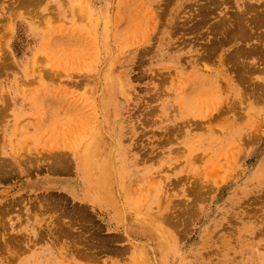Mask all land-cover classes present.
Returning <instances> with one entry per match:
<instances>
[{
  "label": "rangeland",
  "instance_id": "1",
  "mask_svg": "<svg viewBox=\"0 0 264 264\" xmlns=\"http://www.w3.org/2000/svg\"><path fill=\"white\" fill-rule=\"evenodd\" d=\"M36 1L0 0V264H264V0Z\"/></svg>",
  "mask_w": 264,
  "mask_h": 264
},
{
  "label": "crops",
  "instance_id": "2",
  "mask_svg": "<svg viewBox=\"0 0 264 264\" xmlns=\"http://www.w3.org/2000/svg\"><path fill=\"white\" fill-rule=\"evenodd\" d=\"M51 173L44 174L38 178L33 179L30 182H26L25 183L26 192L28 194H38V195L48 194V193L61 194V195L69 196L72 200H74L75 203L80 202L81 204H83L85 202L84 199L86 198L85 190H87V187H85L86 185L83 184L85 180L82 174H80L79 172L78 173L67 172L66 175H58L56 172L54 174ZM59 248H60L59 246H54V245L47 246L46 249H44V251L41 252V257H40L41 261L45 264L47 263L53 264L55 262L58 263L61 258L58 255ZM87 253H89L90 256L89 258L91 259L92 258L91 252H87ZM68 259L70 260L71 256H69Z\"/></svg>",
  "mask_w": 264,
  "mask_h": 264
},
{
  "label": "bare ground",
  "instance_id": "3",
  "mask_svg": "<svg viewBox=\"0 0 264 264\" xmlns=\"http://www.w3.org/2000/svg\"><path fill=\"white\" fill-rule=\"evenodd\" d=\"M40 1H41V0H39V2H40ZM85 1H87V0H85ZM30 2H31V1H30ZM75 2H76V1H75ZM77 2H78V1H77ZM31 3H32V2H31ZM37 3H38V0L35 2V4H37ZM73 3H74V2H73ZM248 3H249L248 5H251L249 1H248ZM32 4H34V3H32ZM80 4H81V3H80ZM82 4H83V3H82ZM82 4H81V5H82ZM129 4H130V2H129ZM131 4H132V2H131ZM139 4H141V3H139ZM139 4H138V6H139ZM246 4H247V3H246ZM263 4H264V3H263ZM87 5H88V4H87ZM89 5H90V4H89ZM132 5H133V4H132ZM132 5H131V6H132ZM134 5H135V4H134ZM256 5H257V4H256ZM260 5H261V4H260ZM78 6H79V5H78ZM142 6H143V4H142ZM244 6H246V5H244ZM251 6H252V5H251ZM253 6H254V4H253ZM253 6H252V7H253ZM81 7H83V6H81ZM84 7H86V6H84ZM88 7H89V6H88ZM126 7H128V6H126ZM255 7H256V6H255ZM73 8H74V7H73ZM134 8H135V7H134ZM257 8H259V7H257ZM81 9H82V8H81ZM84 9H86V8H84ZM138 9L141 10V7H139ZM128 10H129V9H128ZM250 10H253L255 13L258 12V11H256V9L254 10V9L251 8ZM250 10H249V11H250ZM258 10H259V9H258ZM263 10H264V9H263ZM82 11H84V10L82 9ZM125 11H126V10H125ZM131 11H132V10H131ZM134 11H135V10H134ZM137 11H138V10H137ZM206 11H207V10H206ZM253 11H252V12H253ZM88 12H89V11H88ZM138 12H140V11H138ZM147 12H148V11H147ZM252 12H251V13H252ZM260 12H262V11L260 10ZM129 13H130V12H129ZM151 14H152V13H151ZM246 14H247V13H246ZM263 14H264V13H263ZM136 15H137V14H136ZM236 15H238V14H236ZM257 15H258V14H257ZM250 16H251V15H250ZM253 16H254V15H253ZM128 17H129V16H128ZM243 17H244V16H243ZM247 17H248V16H247ZM204 18H205V17H204ZM244 18H245V17H244ZM246 19H247V18H246ZM246 19H245V20H246ZM135 20H136V19H135ZM135 20H134V21H135ZM205 20H206V19H205ZM243 20H244V19H243ZM248 20H250V18H249ZM257 20H258V18H257ZM260 20H261V18H260ZM134 21H133V22H134ZM203 21H204V20H203ZM251 21H252V19H251ZM262 21H263V20H262ZM262 21H261V22H262ZM253 22H255V21L253 20ZM258 22H259V21H258ZM263 23H264V22H263ZM237 24H238V23H237ZM246 24H247V23H246ZM251 24H252V23H251ZM251 24H247L248 28L250 27ZM253 24H254V23H253ZM234 25H235V26H231V25H230V26L233 27V28H234V31H235L236 24L234 23ZM262 25H263V24H262ZM251 26H253V25H251ZM240 27H241V29H243V27H244L243 24H241V25L239 26V29H240ZM229 28H230V27H229ZM230 29H232V28H230ZM230 29H228V30H230ZM237 29H238V28H236V31H238ZM241 29H240L239 32H241V34L243 35V33H242L243 31H241ZM108 30H109V29H108ZM139 30H140V29H139ZM244 30H245L244 32H247V31H248V30H246V27H245ZM236 31H235V32H236ZM108 33H109V31H107V34H108ZM137 33H138V32H137ZM231 33H234V32H231ZM236 33H237V32H236ZM248 33H249V31H248ZM248 33L246 34V36H247V35L249 36ZM229 34H230V33H229ZM241 34H240V35H241ZM231 35H233V34H231ZM238 35H239V34H238ZM240 35H239V36H240ZM108 36H109V35H108ZM106 37H107V36H106ZM241 37H242V36H241ZM249 37H251V35H250ZM107 38H108V37H107ZM107 38H106V44H105V45L108 46V44H107V43H108ZM117 39H118V38H117ZM121 41H122V40H121ZM109 44H110V43H109ZM109 46H110V45H109ZM109 48H110V47H109ZM109 51H110V50H109ZM239 51H240V50H239ZM97 66H98V65H97ZM32 68L34 69L35 67H32ZM95 69H96V68H95ZM102 80H103V79H102ZM108 83H109V80H108ZM108 85H109V84H108ZM23 87H24V86H23ZM25 91H26V90H25ZM3 108H5V107L3 106ZM38 134H39V132H38ZM38 134H37V135H38ZM41 134H42V133H41ZM25 135H26V134H25ZM37 135H36V136H37ZM39 135H40V134H39ZM34 138H35V137H34ZM37 138H38V137H37ZM30 144H31V143H30ZM118 151L120 152V148H119ZM94 159H95V158H94ZM96 159H97V158H96ZM118 160H119V159H118ZM122 160H123V159H122ZM95 161H96V160H95ZM102 162H103V161H102ZM106 163H107V162H106ZM87 164H88V163H87ZM96 164H97V163H96ZM103 164H104V163H103ZM108 164H109V163H108ZM113 165H114V164H113ZM54 168H56V167H53V169H54ZM84 168L87 169L86 165L84 166ZM107 168H108V166H107ZM113 168H114V167H113ZM118 168H119V167H118ZM53 169H52V167H51V170H53ZM93 170H94V169H93ZM115 170H116V169H115ZM115 170H114V171H115ZM120 170H121V169H120ZM101 171H102V170H101ZM113 173H114V172H113ZM116 174H117V173H116ZM87 175H88V174H87ZM99 175H100V174H99ZM104 177H105V176H104ZM113 178H114V177H113ZM115 178H116V177H115ZM88 179H89V178H88ZM92 179H93V178H92ZM111 179H112V178H111ZM84 180L86 181V178H84ZM89 180L92 181L91 179H89ZM113 180H114V179H113ZM110 182H111V180H110ZM116 182H117V181H116ZM91 183H92V182H91ZM113 185H115V182H114ZM86 187H87V186H86ZM100 187H101V186H100ZM87 190H88V191H87ZM87 190H85V197H86V198H89V199L94 198V197H93L94 194L91 193L89 189H87ZM98 192H99V191H98ZM83 193H84V192H83ZM99 193H100V192H99ZM48 194H49V193H48ZM82 195H83V194H82ZM99 195H100V194H99ZM42 197H43V196H42ZM51 197H52V196H51ZM117 197H118V196H117ZM43 198H45V197H43ZM53 198H54V197H53ZM47 199H48V198H47ZM84 199H85V198H84ZM120 201H121V200H120ZM120 201H118V202H120ZM83 202H84V201H83ZM105 204H106V203H105ZM147 205H148V204H147ZM106 206H107V205H106ZM97 209H98V208H97ZM99 209H100V208H99ZM99 211H100V210H99ZM148 212H149V211H148ZM138 213H139V212H138ZM153 216H154V215H153ZM136 217H137V215H136ZM108 222H109V221H108ZM109 223H110V222H109ZM129 223H130V222H129ZM159 224H160V223H159ZM161 224H162V223H161ZM161 224H160V225H161ZM115 225H116V223H115ZM120 226H121V225H120ZM162 226H163V225H162ZM162 226H161V227H162ZM161 227H156V228H155V231L161 230V229H162ZM163 228H164V227H163ZM113 229H114V228H113ZM47 230H48V229H47ZM162 230H163V229H162ZM47 232H48V231H47ZM51 232H52V231H51ZM67 232H68V231H67ZM49 233H50V232H49ZM56 233L58 234V232H56ZM56 233H55V234H56ZM59 233H60V232H59ZM50 234H51V233H50ZM50 234H49V235H50ZM122 234H123V233H122ZM125 234H126V233H125ZM157 234H158V235L161 234L160 231H159ZM164 234H165V233H164ZM164 234H163V235H164ZM46 235H47V233H46ZM67 235H68V234H64V232H62V234H59V237H57V238H59L58 241L60 240V236H64V237H65V236H67ZM71 235H72V234H71ZM73 235H75V234H73ZM145 235H146V234H145ZM165 235H166V234H165ZM51 236H52V234H51ZM75 236H76V235H75ZM75 236H74V237H75ZM79 236H80V235L78 234V236H76V237H79ZM46 237H47V236H46ZM64 237H62V238H64ZM69 237H70V236H69ZM62 238H61V239H62ZM67 238H68V236H67ZM70 238L73 239L72 236H71ZM79 238H80V241H81V236H80ZM143 238H144V237H143ZM162 238H164V237H163V236H160V240H162V243H163L164 245H166V242H165V241H167V239H162ZM165 238H166V237H165ZM55 239H56V238H55ZM72 239H70V240H72ZM74 239L77 240L78 238H74ZM53 240H54V239H53ZM78 240H79V239H78ZM78 240H77V242H78ZM55 241H56V240H55ZM73 241H75V240H73ZM59 242H60V241H59ZM59 242H58V243H59ZM152 242H153V241H152ZM167 242L169 243V241H167ZM53 244H54V243H52V245H53ZM61 244H62V242H61ZM61 244L59 243L58 246H60ZM67 244H68V243H67ZM169 244H170V243H169ZM52 245H51V246H52ZM54 246H55V245H54ZM145 246H146V245H145ZM66 247H68V245H67ZM172 247H173V246H172ZM48 248H49V247H48ZM61 248H62V245L60 246L59 249H61ZM69 248H70L71 250L68 251V252H66V253H69V254L71 253L72 256H76V255H75L76 253H77V256H78V254H79L80 251L82 250V249H81V250L79 249V250H80V251H79V250H77V249H78V246L76 247V246H72V245H70ZM32 249H33V248H32ZM45 249H46V248H45ZM74 249H75V250H74ZM128 249H129V248H128ZM135 249H136V248H135ZM157 249H158V247H157ZM169 249H170V248H169ZM169 249H168V250H165V249H162V247H159L158 250H160V252H161L162 255H163V258H161V259H163V261H164L165 257H167L168 253L170 252ZM66 250H68V249H66ZM56 251H58V250H56ZM62 251H63V250H62ZM74 252H76V253H74ZM171 252H172V254L175 255V257H182V258L184 257V253L182 254L181 251H179V250L176 249V247H173V248L171 249ZM56 253H57V252H56ZM58 253H59V251H58ZM125 253H126V252H125ZM133 253H134V252H133ZM62 254H63V252H62ZM62 254H61V255L58 254V255H60V256L62 257ZM142 254H143V253H142ZM157 254H158V253H157ZM159 254H160V253H159ZM80 255H83V256H84V257H83L84 259H87V258L90 257V256H89V253H87V252H86V253L83 252L82 254L80 253ZM126 255H127V254H126ZM143 255H144V254H143ZM35 256H36V255H35ZM36 257H38V256H36ZM68 257H69V255L67 254V256H65L63 259H67V260H69ZM78 258H79V257H78ZM154 258H155V257H154ZM81 259H82V258H81ZM89 259H90V258H89ZM132 259H133V258H132ZM145 259H146V257H145ZM79 260H80V258H79ZM90 260H91V259H90ZM125 260H126V259H125ZM127 260H128V258H127ZM26 261H27V260H26ZM82 261H84V260L82 259ZM88 261H89V260H88ZM66 262H67V261H66ZM85 262H86V261H85ZM89 262H90V261H89ZM138 262H139V261H138ZM35 263H36V262H35ZM39 263H40V262H39ZM87 263H88V262H87ZM91 263H93V262H91ZM75 264H76V263H75ZM160 264H161V263H160ZM163 264H166V263L163 262Z\"/></svg>",
  "mask_w": 264,
  "mask_h": 264
}]
</instances>
